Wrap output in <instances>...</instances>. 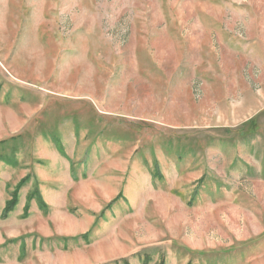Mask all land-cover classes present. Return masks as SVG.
Listing matches in <instances>:
<instances>
[{
  "label": "rangeland",
  "instance_id": "374dc122",
  "mask_svg": "<svg viewBox=\"0 0 264 264\" xmlns=\"http://www.w3.org/2000/svg\"><path fill=\"white\" fill-rule=\"evenodd\" d=\"M126 263L264 264V0H0V264Z\"/></svg>",
  "mask_w": 264,
  "mask_h": 264
},
{
  "label": "trees",
  "instance_id": "16d2710c",
  "mask_svg": "<svg viewBox=\"0 0 264 264\" xmlns=\"http://www.w3.org/2000/svg\"><path fill=\"white\" fill-rule=\"evenodd\" d=\"M24 183H25V180L21 181L18 184L17 189L13 192V194H12V200L7 204V207H6V209H5L4 213H3V217L4 218L6 217L7 214H9L12 210L15 209V207L17 205V202H18V192H19V189L22 187V185ZM33 194L34 195H31L30 198H29V200H28V204L26 206V212L28 211L29 204L32 202V200L34 199V197H38V199H39V204H38L39 207H41V208H45L46 207L45 203L42 200V196L39 193V191H35ZM119 197L120 196H118L112 203H110L108 205V207H111L113 204H115L119 200ZM126 264H128V263H126Z\"/></svg>",
  "mask_w": 264,
  "mask_h": 264
}]
</instances>
